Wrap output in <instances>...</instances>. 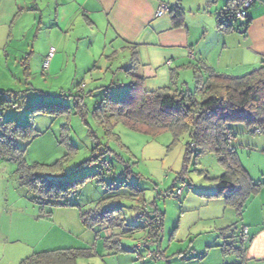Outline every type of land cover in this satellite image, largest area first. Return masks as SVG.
Segmentation results:
<instances>
[{"label": "rangeland", "instance_id": "obj_1", "mask_svg": "<svg viewBox=\"0 0 264 264\" xmlns=\"http://www.w3.org/2000/svg\"><path fill=\"white\" fill-rule=\"evenodd\" d=\"M29 2L26 7L36 4L40 9L41 27L37 29L39 14L35 21L32 12L31 16L24 12L13 24L5 51L0 50V91H10L7 96L12 102L0 108V120L30 123L28 141L19 139L17 145L24 150L27 165L43 166L40 168L44 170L33 169L34 175L54 183L84 182L69 189L68 206H49L40 194L22 183L16 164L0 157V264H19L34 253L62 248L93 253L79 257L77 264H233L235 256L222 253L225 240L220 233L229 227L239 230L241 220L222 197L208 196L215 193V179L226 170L218 157L212 153L186 157L189 137L185 133L174 139L170 132L152 135L134 131L124 123L113 124L110 130L102 128L95 120L94 109L104 95L95 88L108 85L111 76L110 69L97 61L100 50L94 37L76 40L79 28L69 34L59 44L63 56L59 74L49 75L42 59L46 46L55 38L47 34V1ZM262 2L257 0L254 7ZM214 3L212 13L224 5ZM197 12L187 20L198 24L213 18L206 13L203 19ZM241 24L233 22L236 33L224 35L229 50L223 62L243 39ZM195 29L193 34L201 38V31ZM122 56L117 55L118 59ZM116 66L117 60L111 70ZM254 67L232 68L226 74L240 77ZM116 78L119 83L128 82L120 75ZM80 83H84L83 89ZM111 88L109 96L120 97V92L114 95L116 89ZM185 88L193 90L194 84ZM80 91L84 92L81 98L70 95ZM232 127L237 133L233 146L239 164L254 181L264 179V137L261 141L260 134L249 133L241 125ZM98 144L108 149L105 159L113 168L111 174L103 173L98 161L93 160ZM181 179L190 187H184L175 197L177 188L182 187ZM144 201L150 210L161 212L163 222L158 242L149 243L141 252L138 249L143 233L122 237L125 251L110 250L105 246L110 233L101 227L89 229L79 218L80 212L117 207L129 221ZM156 249L160 256L149 258Z\"/></svg>", "mask_w": 264, "mask_h": 264}, {"label": "trees", "instance_id": "obj_2", "mask_svg": "<svg viewBox=\"0 0 264 264\" xmlns=\"http://www.w3.org/2000/svg\"><path fill=\"white\" fill-rule=\"evenodd\" d=\"M246 1L226 0L224 8L216 17L220 32H234L232 23L238 20L242 23L245 33L251 23L248 11L257 0L246 10V18L240 21L236 18V12ZM168 10L173 13L174 27L183 25V10L179 6L172 9L168 6ZM129 47L132 50V66L125 70L128 73L133 71L137 63L135 45ZM192 72L193 90L170 91V88H167L151 92L145 90L143 79L136 76L123 87L120 97L109 96L110 87H106L101 90L103 98L95 105V120L102 128L109 130L117 123H124L134 131L152 135L170 132L174 139L182 133L187 134L189 142L186 157L192 153H212L226 168L225 172L215 179V193L208 196L222 197L225 205L233 208L240 218L248 198L257 193L264 184L254 183L239 164L233 146L237 133L232 125H241L252 134L256 130L259 133L255 134L264 131V59L258 67L240 77L220 73L204 63H197ZM9 92L0 91V108L8 107L12 103L7 96ZM117 93L119 92L114 95ZM74 94L70 93L71 96L81 98L83 91ZM30 128V123L21 125L12 120H0V157L15 163L16 173L22 183L40 194L49 206H68L69 189L76 183L84 182V179L54 183L47 181L45 177L34 175L33 169L44 170L40 168L43 166L27 165L23 159L24 150L17 145L19 139L28 141ZM228 133L231 134L230 139L227 137ZM90 134L94 137L92 132ZM107 152V148L98 144L93 160L98 161L103 173L111 174L113 168L105 159ZM180 182L184 183L182 179ZM136 211V224L130 223L122 209L117 207L110 210L99 207L89 212H80L79 217L85 227H101L110 233L105 238V246L110 250L125 251L121 238H132L138 233H143L142 246L138 249V252H141L149 243L158 242L163 215L158 209L150 210L145 201ZM220 236L225 240L222 253L233 254L236 258L235 264H245L243 253L249 238L246 242L241 240L237 235V228L233 227L222 229ZM155 251L148 257L157 259L160 252L157 249ZM92 254L88 249H54L34 253L19 264H77L79 257H89Z\"/></svg>", "mask_w": 264, "mask_h": 264}, {"label": "crops", "instance_id": "obj_3", "mask_svg": "<svg viewBox=\"0 0 264 264\" xmlns=\"http://www.w3.org/2000/svg\"><path fill=\"white\" fill-rule=\"evenodd\" d=\"M29 1L0 0V50L5 51L13 35V24L20 20L24 12L27 11L30 16L32 12L35 21L39 14L40 23L37 29L41 27L40 9L36 4H32V8L26 7ZM46 1L47 34L55 40L45 48L42 59L44 69L49 75L59 74L57 70L63 60L59 44L69 34H75L79 28L76 40L93 36L100 50L97 61H102L104 67L110 69L109 84L95 88L97 93L106 87H110V90L113 87L116 92H121L134 76L142 78L145 90L151 92L167 88H170V91L187 89L185 87L189 83L194 84L192 68L197 63L207 64L216 71L226 74L232 68L258 67L264 59V2L257 7L254 5L248 11L251 23L243 33V39L238 41L237 48H234L231 56L223 62L227 57L226 51L229 50V40L224 37L228 34L218 30L216 17L224 8L226 0H214L215 3L213 0ZM212 2L214 4L223 2L224 5L212 13ZM161 4L169 6L170 9L179 6L184 14L183 25L174 27L171 10H167L160 17H155L154 14ZM196 10L203 19L206 13L213 18L194 24L187 20V16ZM195 27L201 31V38L193 34L192 31L197 30ZM202 40H205L204 43ZM54 44L57 45V49ZM131 45H135L137 63L133 71L128 73L125 70L132 66V50L129 47ZM118 54L123 55L121 59H118ZM116 60V70L113 71L112 64ZM117 75L124 77L128 82L119 83ZM80 84L83 89L84 83ZM263 135L264 132L260 134L261 141ZM243 169L248 173L244 167ZM248 175L254 183L264 184V179L254 181L249 173ZM240 220L239 226L247 227L249 234V241L244 247L243 261L245 264H264V185L248 198ZM129 221L136 224V218ZM235 263L236 259L233 264Z\"/></svg>", "mask_w": 264, "mask_h": 264}, {"label": "built area", "instance_id": "obj_4", "mask_svg": "<svg viewBox=\"0 0 264 264\" xmlns=\"http://www.w3.org/2000/svg\"><path fill=\"white\" fill-rule=\"evenodd\" d=\"M255 0H247L242 7L236 12V18L239 19L240 21H243L246 18V10L250 7V5L254 2ZM168 10V6L161 4L160 6H158L156 12H155V17H160L162 15H164ZM51 52H53V49L51 50ZM52 54L50 53V56ZM255 133H259L258 130L254 131ZM228 139L231 138V134L228 133L227 135ZM187 185L185 183L182 184V187H180L179 189L176 190V197L180 196L183 192V188L186 187ZM237 235L238 237L243 240L244 242H246L249 238V234H248V229L245 226H241V228L237 231Z\"/></svg>", "mask_w": 264, "mask_h": 264}]
</instances>
